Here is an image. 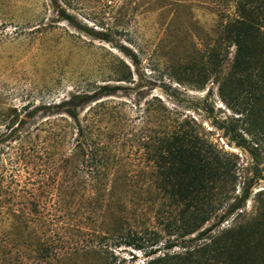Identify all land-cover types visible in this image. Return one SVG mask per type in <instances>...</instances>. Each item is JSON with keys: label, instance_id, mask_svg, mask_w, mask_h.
Segmentation results:
<instances>
[{"label": "rangeland", "instance_id": "374dc122", "mask_svg": "<svg viewBox=\"0 0 264 264\" xmlns=\"http://www.w3.org/2000/svg\"><path fill=\"white\" fill-rule=\"evenodd\" d=\"M237 4L238 0H0V264H33L39 247L34 243L47 231L50 218L62 225L59 234L67 237L54 246L61 256L53 257L52 264H148L207 241L198 239L199 233L185 239L169 233L168 218L178 219L179 209L171 213L158 190L136 196L126 214L117 212L118 218L126 219V229L138 232L134 242L142 249L106 239L98 244L95 232L116 224L91 211L80 197V187L73 189L78 195L61 201L67 190L73 191L61 169L63 115L60 109L29 113L104 84L125 88L108 99L127 121L121 137L125 169L140 170L146 164L136 141L148 102L154 115L163 109L194 120L235 165L237 180L229 203L246 194L244 207L221 225L213 218L201 231L212 229L204 236L210 238L252 222L250 256L253 264H264V140L221 99L213 79L201 88L196 76L203 50L215 42L222 24L237 17ZM61 8L78 27L59 16ZM88 30L107 34L110 42L90 36ZM234 53L232 48L230 60ZM125 66L132 73L130 83L116 81L127 72ZM81 112L83 117L86 110ZM128 190L130 197L135 194ZM60 202L70 209L67 214L53 205ZM141 237L149 241L140 243ZM151 251L156 254L148 256Z\"/></svg>", "mask_w": 264, "mask_h": 264}, {"label": "trees", "instance_id": "16d2710c", "mask_svg": "<svg viewBox=\"0 0 264 264\" xmlns=\"http://www.w3.org/2000/svg\"><path fill=\"white\" fill-rule=\"evenodd\" d=\"M58 13L63 20L78 27L63 8ZM237 13L236 18L221 25L215 42L203 50L201 70L196 74L197 85L205 88L213 79L218 84L221 99L242 115L256 135L264 140V0H238ZM86 33L110 42L107 34L91 30ZM232 48L235 53L230 60ZM125 67L127 72L116 81L130 83L132 73ZM123 89V86L104 84L92 92L71 94L58 105L35 107L29 113L32 116L39 109H60L63 115L61 169L69 184L67 188L80 187V197L88 202L91 211L106 215L116 224L105 232H95L98 244L106 239L142 249V244L134 242L138 232L127 230L126 219L118 218L117 212L126 214L136 196L158 190L162 199L167 200L171 213L179 209L178 219L168 218L166 229L169 233L180 239L199 233L197 238L207 241L192 250L184 247L183 254L159 256L148 264H253L250 256L253 239L250 236L255 224L253 226L252 222L210 238L204 236L212 229L201 231L213 218H219L218 225H221L238 213L248 196L243 194L229 203L237 180L235 165L199 131L194 120H182L163 109H156L154 115L152 104L148 102L142 112L136 141L146 156V164L140 170L124 168L121 137L127 121L120 116L119 110L116 113L117 105L108 102ZM81 110H86L83 117ZM115 126L118 131H114ZM139 176L146 180L139 183L135 180ZM128 189L135 194L130 197ZM75 195H78L76 190H67L61 201ZM53 205L65 214L70 210L61 206V202ZM225 205L226 210L218 215ZM61 227L54 218L47 220V231L34 243L39 247L33 264H52L53 257L61 256L60 250L54 247L60 246L59 242H66L67 237L59 234ZM139 240L140 243L149 241L142 237ZM156 243L154 241L152 245ZM155 254L156 251H151L147 255ZM103 264L115 262L106 260Z\"/></svg>", "mask_w": 264, "mask_h": 264}]
</instances>
